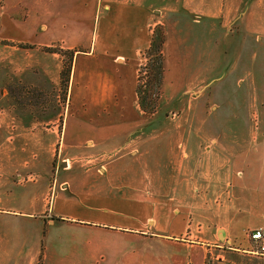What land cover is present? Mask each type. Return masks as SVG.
<instances>
[{"label": "crops", "instance_id": "obj_1", "mask_svg": "<svg viewBox=\"0 0 264 264\" xmlns=\"http://www.w3.org/2000/svg\"><path fill=\"white\" fill-rule=\"evenodd\" d=\"M169 1L173 6L3 0L0 72L19 80L37 72L58 86L63 57L42 48L74 53L58 120H25L0 105V264H35L39 257L41 264H67L70 256L75 264H205L211 245L264 228V152L224 129L210 132L208 123L242 103L223 100L220 82L211 88L202 76L204 66L188 78L172 73L167 53L205 21L212 35L221 30L240 37V45L264 43V0ZM162 8L170 18L161 103L179 114L148 127L151 117L137 104L138 55L163 24ZM253 50L244 66L239 49L231 66V89L249 92L245 109L258 91ZM88 156L94 164L83 163ZM12 201L22 207H7ZM15 216L27 224L19 227ZM60 236L68 237L70 256L62 255Z\"/></svg>", "mask_w": 264, "mask_h": 264}, {"label": "rangeland", "instance_id": "obj_2", "mask_svg": "<svg viewBox=\"0 0 264 264\" xmlns=\"http://www.w3.org/2000/svg\"><path fill=\"white\" fill-rule=\"evenodd\" d=\"M245 2L246 0L244 3ZM2 3H4L3 0H0V7L3 5ZM92 6V3L88 6L89 14H91L90 9ZM158 6H173V2L162 0ZM162 11L163 19L161 20H163V24L154 26L152 30L151 40L154 37L153 49H149V44L148 47L142 49L138 55V62L140 64L137 67V104L144 116L151 117V120L147 123L148 127L159 118L168 117L169 114L172 115L175 113L176 116L177 113L179 114V112L171 110L170 107L163 106L164 102L161 103L165 98L161 96V83L160 86H158L159 79H157L156 75L157 61L155 60V47L162 34L164 35V39L166 38V23L170 18L165 8H162ZM206 24L207 22L205 21L202 25H191L193 28L191 34H185V37L189 41L183 40L180 43H176L175 41L170 51L167 52L173 55L171 60V72L174 73L176 68L180 76L188 78L194 76L199 69L203 71L202 66H204L206 70L202 72V76L208 75L206 82L210 84L211 88H217L216 85L220 82V91L218 94L222 95L223 100L234 98V100L239 99L240 103H242L238 106L228 105V108H225V114L221 115L218 119L210 115L208 118V123H210L209 127L211 128L210 132H218V128H220V130L224 129L225 135L229 136L233 134L238 144L242 142V145H245V143H247L246 147L257 148L264 152V43L262 42L250 46H245L244 44L240 45L239 42L241 38L239 37L238 39L236 34H229L218 30L212 35V32L208 33L206 30ZM187 32L190 33V30H187ZM178 35L181 37L182 34ZM173 38H175V35H173ZM193 42H196L199 46ZM43 48L42 50H44ZM54 48H57V46H54ZM249 48L250 51H248ZM253 48L257 49L254 68L257 73L256 80L258 91L256 95L254 93L252 94L251 107L245 109V104L243 102L249 96V92L245 90L246 93H243V90L235 92V89H231V66L234 63V57L238 54L237 52L239 49L244 51V61L242 62V65H244L247 63L246 55H251V53H253L252 51H254ZM163 54L162 44L161 68L164 70ZM64 60L65 58L63 57L62 61ZM206 64H208V67H205ZM31 76L35 77L32 80L28 78V80L26 79L27 77L23 76V78L19 80L8 75L7 71L3 69L0 72V105L13 110V112L25 120L33 119L45 122L51 119L58 120L62 111V106L66 101L68 80L63 86L59 79V85L54 86L46 77L41 76L37 72L31 74ZM213 97L215 101L219 102L218 97L220 98V96H217L216 92L213 93ZM210 104L211 103L208 105ZM208 112L212 113V110L210 109ZM217 121L221 122V125L219 127H214L212 123ZM221 133H223V131H221ZM226 138L228 139L229 137ZM108 158L110 159L111 157H105V160H108ZM87 159H91V157H83V163L85 162V165L94 164L93 161L87 162ZM54 163L58 165L57 159ZM11 206L14 208L22 207V202L12 201L7 207ZM23 217L24 218L13 217L15 221L18 222L19 227L27 224V218L25 216ZM39 223L42 225L41 221H39ZM252 229L253 228L245 229L234 243H224V245L219 244L217 246L211 245V250L208 252L204 261L205 264H263L264 256L262 254L264 252L260 250L259 244L252 241L248 235ZM58 236L59 235L54 234L52 240H59ZM67 238L68 237L65 239L63 236H60L61 243L58 244L65 248L62 253L65 257H67L68 253L72 254L70 246H66V243L71 244ZM40 239L41 237L37 230L36 233H34V245L38 246V244H40ZM190 239L194 241L199 240L196 236ZM53 248H56V245H54ZM70 254L68 255L70 256ZM67 258L68 261L63 258L66 263L68 262L67 264H75L78 262L76 256ZM38 263L41 264L40 257L35 264Z\"/></svg>", "mask_w": 264, "mask_h": 264}, {"label": "trees", "instance_id": "obj_3", "mask_svg": "<svg viewBox=\"0 0 264 264\" xmlns=\"http://www.w3.org/2000/svg\"><path fill=\"white\" fill-rule=\"evenodd\" d=\"M164 42V35L162 34L160 36V39L158 41V43H156V47H155V60L157 61V72H156V75H157V79H159V83H158V86H160V83L162 81V78H163V69L161 68V58H162V55H161V46ZM153 46H154V37L152 38L151 42H150V45H149V49H153ZM46 52H56L58 53L59 55H61L62 57L65 58V60L63 61V65H62V69L60 71V80H61V84L64 86L68 80V75H69V72H70V67H71V59H72V56H73V53L74 51L73 50H68V49H62L60 47L57 46V48H54V47H45L43 48ZM55 221H63L62 219H59V218H54ZM40 264V263H38Z\"/></svg>", "mask_w": 264, "mask_h": 264}, {"label": "built area", "instance_id": "obj_4", "mask_svg": "<svg viewBox=\"0 0 264 264\" xmlns=\"http://www.w3.org/2000/svg\"><path fill=\"white\" fill-rule=\"evenodd\" d=\"M249 238L259 244V248L264 252V228H254L249 232Z\"/></svg>", "mask_w": 264, "mask_h": 264}, {"label": "water", "instance_id": "obj_5", "mask_svg": "<svg viewBox=\"0 0 264 264\" xmlns=\"http://www.w3.org/2000/svg\"><path fill=\"white\" fill-rule=\"evenodd\" d=\"M221 232V231H220ZM221 238H223V236H220Z\"/></svg>", "mask_w": 264, "mask_h": 264}]
</instances>
